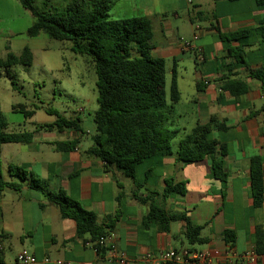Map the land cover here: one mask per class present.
Here are the masks:
<instances>
[{"label":"crops","instance_id":"obj_1","mask_svg":"<svg viewBox=\"0 0 264 264\" xmlns=\"http://www.w3.org/2000/svg\"><path fill=\"white\" fill-rule=\"evenodd\" d=\"M2 1L6 6L0 5V19H10L16 24L18 18H23L29 25L26 15L29 13L17 0ZM110 1V12L115 11L116 15L121 13L117 9L120 1L127 6L122 13L124 17L117 20L148 18L160 31L162 44L154 46L150 54L173 64L171 77L175 72L180 92L174 119L179 120L180 130L190 131V134L197 125L207 124L212 118L226 126L225 131L211 134L228 152L224 163L228 176L224 193L222 183L213 176L211 158L185 164L179 160L177 150H173L171 155L141 164L135 182L122 171L114 167L107 169L100 160L87 156V149L80 148L83 134L70 130L43 131L39 129L41 125L28 132L32 134L31 142L4 144L9 176V180L3 177L4 180L18 183L17 178L10 176L8 167H22L44 181L49 190L64 191L100 220L119 213L107 245L124 253L129 264H150L145 257L148 253L156 255L163 250L181 248L217 250L223 259L216 264H264V253L255 252L256 227L264 229V204L259 209L254 208L250 179L251 160L259 157L264 165V93L261 82L249 73L264 69V1ZM185 10H188L185 20L193 30L190 42L179 38V28H174L169 19L173 15L174 20H179V13ZM202 22L207 23V27H203ZM29 28L23 33L12 32L0 37L5 57L8 52L17 54L13 49L14 39H23L21 52L30 47L35 39L26 37ZM215 28L224 35L243 31L250 34L224 42ZM228 48L242 49L247 66L241 67L230 58ZM192 54L199 69L192 73L191 94L182 98L180 80L185 81V77L177 68ZM235 83L246 85L248 91L236 94L240 87ZM56 133L62 137H55ZM74 140H79L80 144L72 152H58L54 148L56 143ZM167 178L174 179L176 184L186 183L187 193L167 199L159 197L158 203L168 211L186 213L195 225L203 227L202 237L208 240L205 245L189 246L180 222L171 223L167 233L159 231L154 222L144 225L149 205L134 198L135 183L142 186L138 192L141 196L146 191L162 194ZM226 230L236 234L233 248L224 240ZM0 233L5 237L2 240L4 257L6 243L11 246L12 242L19 241L37 264H117L107 253H96L86 242L88 237H78L75 222L63 219L59 209L41 193L31 190L27 182L20 191L6 190L0 196ZM17 255L14 264H21L17 262Z\"/></svg>","mask_w":264,"mask_h":264},{"label":"trees","instance_id":"obj_2","mask_svg":"<svg viewBox=\"0 0 264 264\" xmlns=\"http://www.w3.org/2000/svg\"><path fill=\"white\" fill-rule=\"evenodd\" d=\"M22 8L34 19L33 25L26 33L29 39H36L42 33L56 40L71 42V51L84 58V61L95 68L98 93V110L94 114L96 133L92 136V146L85 154L100 160L105 167H114L136 182L137 168L145 161L162 158L173 153L172 141L178 131L168 128L175 117V107L180 101L177 77L173 72L169 99L165 92L166 64L161 58H153L151 51L155 48L152 21L148 18H130L109 21L110 0H67L61 11L45 13L35 7V0H17ZM235 1V0H229ZM264 0H257L262 3ZM216 29V28H215ZM218 32L219 30L216 29ZM250 32H237L224 35L219 32L224 42L247 37ZM228 56L241 67H246L245 53L242 49H227ZM32 52L24 48L20 55L8 52L5 59H0V84L4 76L14 80L11 69L17 65L31 66ZM250 76L261 82L264 93V69L250 70ZM240 88L236 94H244L248 87L235 83ZM16 110L15 107H13ZM51 113V110H47ZM34 111L24 113L31 118ZM264 119V114H263ZM40 130H66L83 134L81 120H68L59 117L53 124L41 125ZM227 128L216 118L209 123L197 125L181 141L177 154L185 164H195L207 158L212 160L213 176L223 186L227 185V174L224 169L228 155L226 147L218 140L212 139L214 131H225ZM32 134L9 133L8 122L2 112L0 95V146L10 143H29ZM79 140L56 143L58 152H72L78 148ZM8 172L18 183L6 182L2 175L0 162V196L6 190L20 191L27 182L29 188L41 193L50 204L55 205L63 219L73 220L77 236L88 237L98 254L104 255L106 248L100 246L102 239H107L119 220V213L99 219L97 215L86 210L79 202L71 199L64 191L53 192L48 185L22 167L10 165ZM251 195L254 208L264 204V165L259 157L250 162ZM134 198L142 204L149 205V212L144 225L154 222L159 231L169 232L171 223L183 224L182 235L191 247L205 245L207 239L202 237L203 227L195 225L186 213L166 210L157 198L167 199L174 195L187 193L186 183L176 184L174 179L165 180L162 194L146 191L139 195L141 185L135 183ZM224 240L233 248L236 234L226 230ZM0 233V239L4 240ZM255 252L264 253V229L256 227ZM0 264H8L0 250Z\"/></svg>","mask_w":264,"mask_h":264},{"label":"rangeland","instance_id":"obj_3","mask_svg":"<svg viewBox=\"0 0 264 264\" xmlns=\"http://www.w3.org/2000/svg\"><path fill=\"white\" fill-rule=\"evenodd\" d=\"M66 2L67 0H35V7L39 11L55 14V12H59L64 8ZM0 5L2 7L6 6L2 0H0ZM19 9L21 12L23 11L21 7ZM117 9H120L121 13L116 15L115 11L109 12V21L123 18L124 15L122 13L126 11L127 6L123 1H120ZM187 11L179 13L181 17L179 20H174L173 15L169 16L174 28H179V38L184 42L192 41L193 37V30L185 20ZM26 15L29 17V25H26L28 22L23 18H18L17 21H19L16 24H13L10 19L1 18L0 37L3 38L12 32H26L27 28H29L28 26H31L34 22L31 15ZM201 25L207 27L208 24L202 22ZM153 33L152 43L154 46L159 47L163 41L161 33L155 26L153 27ZM21 40L23 39L13 40V49L16 50L17 55L22 53ZM29 49L33 56L32 65L14 66L11 69L14 80L6 76L1 80V108L8 122V132H32L37 125L53 124L59 117L68 120L79 119L81 120L84 136L80 148L82 150L88 149L92 146V136L96 133L94 114L99 107L96 87L97 76L94 66L85 62L83 57L71 51V42L56 40L42 33L31 42ZM151 56L159 58V56L153 54ZM0 59H5L4 51L1 48ZM194 59V54H192L183 63H180L177 68L178 73L185 77V81L180 80L182 98L192 92L190 88L192 73L195 69H199ZM165 63L167 71L165 92L169 99L173 64L170 61ZM47 110H51V113ZM31 111H34L35 114L29 119L25 118L24 113ZM173 121L171 124L169 123L168 128L173 131H179V134L172 141V149L175 151L181 141L189 135L190 131L180 130L181 124L179 120L174 119ZM55 135L58 138L62 137L57 133ZM4 147V145L0 146V162L2 163V175L6 180H9ZM22 248V244L19 241L12 242L11 246L6 243V262L14 264L15 257L21 250L23 251Z\"/></svg>","mask_w":264,"mask_h":264},{"label":"built area","instance_id":"obj_4","mask_svg":"<svg viewBox=\"0 0 264 264\" xmlns=\"http://www.w3.org/2000/svg\"><path fill=\"white\" fill-rule=\"evenodd\" d=\"M262 125L264 127V121ZM89 245L92 247L91 244ZM100 246L106 248V253L112 261L117 264H129L124 253L107 245V239H102ZM2 248V240L0 239V250H3ZM94 251L98 253L96 249ZM228 253L231 255V252ZM228 253H226V256L229 255ZM254 254L255 252L251 253L250 257L252 258ZM145 257L150 264H216L223 259L221 253L217 250H194L190 248L167 249L156 255L148 253ZM17 262L21 264H37L35 257L27 250L18 253Z\"/></svg>","mask_w":264,"mask_h":264}]
</instances>
